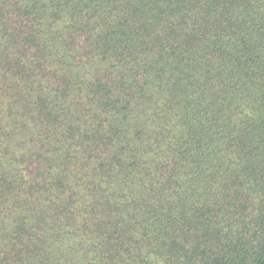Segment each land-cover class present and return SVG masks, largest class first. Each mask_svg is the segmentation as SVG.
Returning <instances> with one entry per match:
<instances>
[{
	"label": "trees",
	"instance_id": "trees-1",
	"mask_svg": "<svg viewBox=\"0 0 264 264\" xmlns=\"http://www.w3.org/2000/svg\"><path fill=\"white\" fill-rule=\"evenodd\" d=\"M0 264H264V0H0Z\"/></svg>",
	"mask_w": 264,
	"mask_h": 264
}]
</instances>
